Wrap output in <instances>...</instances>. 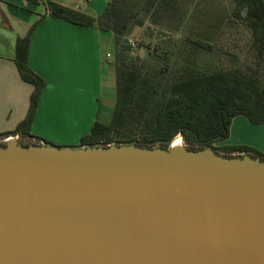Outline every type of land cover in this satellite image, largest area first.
<instances>
[{
    "label": "water",
    "instance_id": "95a60500",
    "mask_svg": "<svg viewBox=\"0 0 264 264\" xmlns=\"http://www.w3.org/2000/svg\"><path fill=\"white\" fill-rule=\"evenodd\" d=\"M0 264H264V159L9 136Z\"/></svg>",
    "mask_w": 264,
    "mask_h": 264
},
{
    "label": "trees",
    "instance_id": "16d2710c",
    "mask_svg": "<svg viewBox=\"0 0 264 264\" xmlns=\"http://www.w3.org/2000/svg\"><path fill=\"white\" fill-rule=\"evenodd\" d=\"M44 5L42 14L109 31L112 34L115 102L107 123L94 120L78 145L134 143L167 146L180 136L187 148L211 147L233 156L243 152L264 159V153L245 144H220L229 135L233 117L244 115L251 123H264V76L247 66L200 64L199 54L212 51L214 35L223 26L240 22L251 32L258 57L264 55V1L233 0L230 12L214 19L201 16L202 25L185 35L176 60L168 50L133 52L128 34L136 26L165 25L180 29L193 0H110L103 11L90 15L54 0H32ZM15 40L14 62L20 77L31 83L25 117L12 130L1 132L29 135V128L45 84L27 64L29 34ZM144 47L148 48L146 44ZM260 61H256L259 63ZM264 74V62L259 64ZM0 137V143L3 140ZM22 144L39 143L19 139Z\"/></svg>",
    "mask_w": 264,
    "mask_h": 264
},
{
    "label": "crops",
    "instance_id": "0c3cea01",
    "mask_svg": "<svg viewBox=\"0 0 264 264\" xmlns=\"http://www.w3.org/2000/svg\"><path fill=\"white\" fill-rule=\"evenodd\" d=\"M54 1L96 16L110 0ZM44 10V5L32 0H0V133L14 129L29 106L33 85L20 77L14 56L17 36H24L33 25L27 64L45 84L29 135L7 137L78 145L94 120L107 123L111 116L115 102L112 34L47 13L40 15ZM237 119L238 115L232 118L229 135L221 144H239L231 140L233 131L243 125L244 120ZM246 145L264 153V131Z\"/></svg>",
    "mask_w": 264,
    "mask_h": 264
},
{
    "label": "rangeland",
    "instance_id": "374dc122",
    "mask_svg": "<svg viewBox=\"0 0 264 264\" xmlns=\"http://www.w3.org/2000/svg\"><path fill=\"white\" fill-rule=\"evenodd\" d=\"M233 5V0H193L180 29L168 31L166 28L169 27L165 25L147 27L145 23L143 26L134 27L128 34V40L133 46V52H138L142 56L147 55L148 50L149 52L168 50L172 58L176 60L175 55L178 54L182 38L187 34L192 35L194 31L198 30V27L203 24L200 21L202 15H205L207 19L218 18L230 12ZM251 37L250 30L240 22L234 26H223L214 35V49L201 52L199 63L235 65L242 68L251 66L258 69V72L260 70V75L264 76L262 69L259 68V64L264 62V55L262 57L256 55V48L252 44ZM141 44H146L148 48ZM257 60L260 62L256 63ZM237 120L244 121H242V126L234 128L235 131L231 138L233 143L246 145L248 141L258 138L260 131H264L263 123L253 124L244 115H238ZM179 138L180 136L175 137V139ZM220 144L221 142L214 143L215 146Z\"/></svg>",
    "mask_w": 264,
    "mask_h": 264
},
{
    "label": "built area",
    "instance_id": "2783aa9c",
    "mask_svg": "<svg viewBox=\"0 0 264 264\" xmlns=\"http://www.w3.org/2000/svg\"><path fill=\"white\" fill-rule=\"evenodd\" d=\"M6 138H7V137H6ZM6 138H5V139H6Z\"/></svg>",
    "mask_w": 264,
    "mask_h": 264
}]
</instances>
